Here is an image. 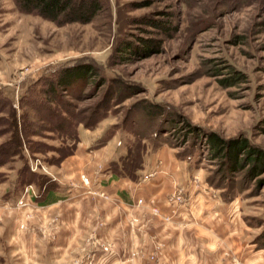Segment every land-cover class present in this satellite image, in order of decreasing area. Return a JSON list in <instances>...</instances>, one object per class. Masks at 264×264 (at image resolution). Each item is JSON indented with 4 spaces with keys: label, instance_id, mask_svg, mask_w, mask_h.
I'll use <instances>...</instances> for the list:
<instances>
[{
    "label": "rangeland",
    "instance_id": "374dc122",
    "mask_svg": "<svg viewBox=\"0 0 264 264\" xmlns=\"http://www.w3.org/2000/svg\"><path fill=\"white\" fill-rule=\"evenodd\" d=\"M107 3L91 22L59 24L0 0V264H97L106 258L116 244L109 215L120 203L98 185L139 180L163 147L191 163L193 187L206 183L224 202L238 199L241 239L264 250V171L244 183L239 172L230 187L225 181L215 188L210 179L219 159L201 146L191 160L185 155L190 126L226 139L245 136L264 148V0ZM150 17L177 30L142 20ZM125 40L151 45L124 61L119 47ZM88 64L96 68L91 77L49 94L69 69ZM114 90L121 98L87 126L91 111ZM151 104L163 114L155 115ZM174 115L182 121L175 132L157 138L160 124L172 125ZM158 140L166 143L156 148ZM15 147L18 154H12ZM30 172L39 179L21 184ZM185 189L177 184L168 199L181 191L184 201L168 203L187 206ZM54 191L63 199L46 204Z\"/></svg>",
    "mask_w": 264,
    "mask_h": 264
},
{
    "label": "crops",
    "instance_id": "0c3cea01",
    "mask_svg": "<svg viewBox=\"0 0 264 264\" xmlns=\"http://www.w3.org/2000/svg\"><path fill=\"white\" fill-rule=\"evenodd\" d=\"M192 168L163 147L148 160L139 180L100 182L98 187L111 192L120 209L109 215L115 248L97 264H227L233 256L240 257L239 264H264V255L258 256L264 250L256 251L255 244L241 239L245 231L238 199L224 202L206 183L193 187ZM177 184L186 187L190 203L176 209L168 203V195ZM47 199L46 204L55 203L63 196L54 191ZM151 255L156 258L150 259Z\"/></svg>",
    "mask_w": 264,
    "mask_h": 264
},
{
    "label": "trees",
    "instance_id": "16d2710c",
    "mask_svg": "<svg viewBox=\"0 0 264 264\" xmlns=\"http://www.w3.org/2000/svg\"><path fill=\"white\" fill-rule=\"evenodd\" d=\"M17 8L21 12L25 13H36L44 18L55 21L59 24H66L72 22H80V23H88L91 22L100 12L104 11L107 8V0H14ZM172 19L174 14L171 13ZM149 25H153L155 27H160L165 32L169 31V28H173L177 30V28L172 27L170 24H164L160 20H155L154 18L142 19ZM170 22V21H169ZM171 23V22H170ZM138 40H143L138 38ZM148 41V40H147ZM143 43H145L143 41ZM144 49L140 48L136 45V42H132L129 40H125L121 42L120 51L122 54L120 57L122 59L128 60V58L133 57L132 54L137 55L142 51H148L151 40L147 43L143 44ZM130 55H125L123 53H128ZM95 67L91 65L79 66L77 68H71L67 71L65 76H62L57 79L56 83L50 84L49 94H53L56 91L59 92L60 89H63L68 92L69 88L75 84L77 81L87 78L88 76H92L95 72ZM242 77L240 75L235 76V80L239 81ZM103 82H106V79L103 78ZM121 89V87H119ZM119 89V90H120ZM122 92L119 91H110L98 104L94 110L91 111L89 116L92 121L88 122L84 120L87 126L93 125L103 116H106L110 111L112 104L111 101L119 100ZM160 105L151 104L149 108L155 111V115L163 114ZM72 116H75L73 114ZM177 115H174V118H171V124H160L159 130L156 131L157 138L162 137L163 133L175 132L173 130L176 129V126L181 120L176 119ZM62 121L69 124L71 128V133L74 132V127L72 126V122L69 123L65 118L60 117ZM80 122H83L81 119ZM169 124V125H168ZM189 133L192 135V140H190V145L188 149L185 150V155L187 159L191 160L194 155V152L198 147L207 148L209 154L213 159H219V170L215 177L210 179V184L215 188H221L223 186V182L229 181L228 184H234V176L239 172H243L240 183L248 182L249 180L257 177L264 171V148L253 144L249 141L248 138L244 137H235L226 139L215 132H205L202 129L193 128L190 126ZM188 133V135H189ZM140 136V135H139ZM161 139V138H159ZM165 140H158V144H155L156 148H159L163 144H165ZM155 148V149H156ZM19 150L15 147V151L12 154H18ZM115 164L118 162L114 160ZM125 171V172H124ZM121 174L123 177H129L127 171L124 170ZM30 177L27 179L24 177L22 179L21 184H27L33 180V177H37L39 179V175H36L34 172H30ZM21 178H19L20 181ZM260 182H264V179H260ZM229 198H234L233 193H228ZM264 236V235H263Z\"/></svg>",
    "mask_w": 264,
    "mask_h": 264
},
{
    "label": "built area",
    "instance_id": "2783aa9c",
    "mask_svg": "<svg viewBox=\"0 0 264 264\" xmlns=\"http://www.w3.org/2000/svg\"><path fill=\"white\" fill-rule=\"evenodd\" d=\"M87 183H88V179H86ZM30 188L31 187H27L26 188V192H29L30 191ZM141 201V200H140ZM169 202H172V203H178V202H182L184 201V197L182 195V192L180 191L178 194H173V196H171L169 199H168ZM20 203H24L23 202V199L20 200ZM107 249V247H106ZM232 264H235V263H232Z\"/></svg>",
    "mask_w": 264,
    "mask_h": 264
}]
</instances>
